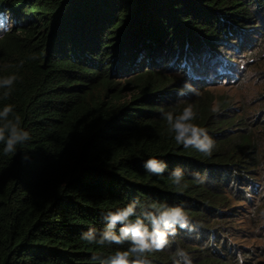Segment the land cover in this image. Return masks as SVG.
<instances>
[{
	"label": "trees",
	"instance_id": "1",
	"mask_svg": "<svg viewBox=\"0 0 264 264\" xmlns=\"http://www.w3.org/2000/svg\"><path fill=\"white\" fill-rule=\"evenodd\" d=\"M13 75L0 110L12 106L30 139L7 155L0 143V264H100L93 255L130 245L82 234L99 237L107 212L133 202L137 214L180 206L197 227L178 228L149 264H174L177 248L193 264L264 259L230 240L256 237L234 230L264 204V0H0V79ZM186 85L198 94L180 96ZM189 105L210 156L177 144L163 118ZM148 159L163 175L146 172Z\"/></svg>",
	"mask_w": 264,
	"mask_h": 264
},
{
	"label": "clouds",
	"instance_id": "2",
	"mask_svg": "<svg viewBox=\"0 0 264 264\" xmlns=\"http://www.w3.org/2000/svg\"><path fill=\"white\" fill-rule=\"evenodd\" d=\"M35 58V57H33ZM16 76H9L0 79V88L11 90ZM190 91L195 93L189 86L179 91L180 96L187 95ZM10 91H5L4 97L7 98ZM13 112L10 105H6L0 110V143L4 144L3 152L5 155L15 152L17 145L23 144L30 139V134L19 127L20 117L17 115L14 120L8 119ZM163 118L167 121L169 131L175 133L174 139L177 144L183 145L185 149L194 148L198 152L210 156L213 141L207 133L198 126L189 123L194 119L192 106L184 108L182 114L175 115L172 112H163ZM7 133V136L5 135ZM25 159H28L25 156ZM146 172L153 175H163L167 165L163 161L157 159H148L144 162ZM264 167V166H262ZM197 182H203L199 173L193 174ZM264 176V172L261 173ZM169 179L177 187V190L186 188L182 185L183 171L180 168L173 169L169 174ZM261 196H264V184L261 185ZM138 202H133L127 207L116 211H109L104 219L106 227L97 237L95 229L89 230L82 234V239L89 244H97L100 246L107 244L123 245L128 243L130 247L127 251H116L114 255L101 259L98 255H93L92 260L99 261L100 264H149L146 254L153 252H162L169 247L171 241L169 237L177 235V229L195 232L197 227L191 224L190 218L184 208L180 206H168L167 204H156L141 206V212L137 214L136 207ZM261 202L258 199L256 207L250 209L253 218H256V209L260 208ZM135 217V219H132ZM260 222L264 223V210L259 212ZM149 222L151 227L145 223ZM117 225H120L119 234L116 232ZM174 256V264H193L189 254L177 248ZM130 257H132L130 259ZM239 264H243L242 256L238 255Z\"/></svg>",
	"mask_w": 264,
	"mask_h": 264
},
{
	"label": "rangeland",
	"instance_id": "3",
	"mask_svg": "<svg viewBox=\"0 0 264 264\" xmlns=\"http://www.w3.org/2000/svg\"><path fill=\"white\" fill-rule=\"evenodd\" d=\"M254 25V24H253ZM253 25H249V26H253ZM259 26V25H258ZM262 31V30H261ZM258 34L259 33H256V32H250V34H247L248 37H252L254 38L255 40L258 41ZM261 35V34H260ZM259 39H261V37H259ZM256 41V42H257ZM234 50L235 48L232 47ZM236 51V50H235ZM226 52H229V51H226ZM231 55L234 54L233 51H230L229 52ZM235 58V57H234ZM233 58V59H234ZM169 60V58H168ZM165 61V59H164ZM165 64V63H164ZM248 73V72H247ZM249 74V73H248ZM252 75V74H251ZM250 85V84H249ZM248 85V86H249ZM255 90H258L257 92H263L264 91V76L261 78V80L258 82V84L254 87ZM257 211H262L264 210V204L262 205L261 207V210L260 209H256ZM252 215L251 214H248L246 217H245V222L246 224H243L241 223L240 225H236V230H234L236 233V235H241V236H244V231L242 230H252V229H255L254 230V233L251 232L250 234H255L256 237L254 238H249V237H246V239H243L242 237H235V239L231 238L230 240H232V242L236 243L237 245H239L240 247H257L258 249H264V235L262 236V234H264V232L262 233L261 231L264 230V223H261L260 222V227L259 228H255L253 225H252V222H250L249 218H251ZM260 219V217H258ZM242 232H241V231ZM252 236V235H250ZM260 260V264H264V259L259 257L258 258Z\"/></svg>",
	"mask_w": 264,
	"mask_h": 264
}]
</instances>
